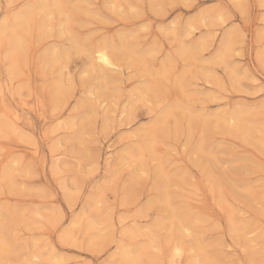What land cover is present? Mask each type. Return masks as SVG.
Instances as JSON below:
<instances>
[{"label":"rangeland","instance_id":"1","mask_svg":"<svg viewBox=\"0 0 264 264\" xmlns=\"http://www.w3.org/2000/svg\"><path fill=\"white\" fill-rule=\"evenodd\" d=\"M62 1L67 22L66 13H45L34 0H0V118L13 124L0 130V240L9 243L0 263L136 264L118 257L122 248L129 257L143 249L137 264H198L201 256L199 264H263L256 255L264 258V65L256 55L264 51V0ZM23 12L28 26H16ZM202 12L203 20L185 30ZM13 30L22 47L11 74ZM228 33L231 67L211 60ZM74 37L89 47L126 44L109 79L90 67L85 51L72 52ZM200 41V49L180 57V43ZM53 47L54 64L47 60ZM168 57L157 98H140ZM177 77L186 87L177 88ZM58 83L67 91L60 107L51 99ZM186 100L192 123L167 116L170 105ZM239 109L254 110L241 126L213 124L216 115ZM135 146L140 171L129 158ZM164 193L193 223L185 236L164 208ZM238 221L256 226L248 237L262 236L252 244L234 237L230 226Z\"/></svg>","mask_w":264,"mask_h":264},{"label":"bare ground","instance_id":"2","mask_svg":"<svg viewBox=\"0 0 264 264\" xmlns=\"http://www.w3.org/2000/svg\"><path fill=\"white\" fill-rule=\"evenodd\" d=\"M151 1H156V0H151ZM34 2L36 3V1L34 0ZM31 3V2H30ZM37 4V8H38V10H40L39 8L41 7L42 9H43V11L45 12V13H48L49 14V12L51 11V10H55L56 12H58V13H66V6L64 5V2L62 1V0H41L40 1V4H38V3H36ZM35 5V4H34ZM38 6H40V7H38ZM23 9V8H22ZM33 9V8H32ZM41 9V10H42ZM36 10V9H35ZM37 10V11H38ZM20 11V10H19ZM36 12V11H35ZM32 13V12H31ZM36 13H39V12H36ZM44 13V14H45ZM21 15L18 17L19 18V21H17V23H16V26H21L22 24H26L25 22H24V20L26 19V17H27V13H25V12H23V13H20ZM40 14V13H39ZM44 14H42V15H44ZM205 14V13H204ZM29 15H30V13H29ZM32 15H33V13H32ZM35 15V14H34ZM33 15V16H34ZM61 15H63V14H61ZM60 14H59V16H61ZM68 15H70L69 13H66L64 16H67V18L65 19L64 17V19L63 20H65L66 22L68 21V19L70 18V17H68ZM46 16V15H45ZM15 17V16H14ZM207 17V16H206ZM17 18V17H16ZM29 17H27V19H28ZM203 18H204V16H203V12H202V15H200L197 19H191V20H188L187 22H186V24H185V30H188L189 28L190 29H192V27H193V25H195V23L197 22V21H202L203 20ZM71 20H73V19H71ZM26 21V20H25ZM64 21V22H65ZM24 22V23H23ZM61 22H62V20H61ZM60 22V24H63V23H61ZM3 24H4V22H2ZM29 23V22H28ZM30 24V23H29ZM2 25V24H1ZM8 25V24H7ZM13 25V24H12ZM27 26H28V24H26ZM6 26V25H5ZM26 26V27H27ZM64 26V25H63ZM13 28V27H12ZM22 28H23V26H22ZM195 28V27H194ZM3 29V28H2ZM5 30V29H4ZM3 30V31H4ZM15 30V29H14ZM12 31L11 33H10V36H9V43H7L8 45L9 44H11L12 46L10 47L11 49L9 50L10 51V54H9V60L11 61V64H10V66H9V73H11V74H13V73H15L16 72V59H17V55L15 54L17 51L16 50H18V49H20L22 46H21V44H22V37L19 35V34H17V33H15V31ZM69 30V29H68ZM1 31V30H0ZM8 31V30H7ZM71 32H73V31H71ZM8 35H9V32H8ZM74 35V33H72V36ZM262 35V34H261ZM264 36V35H263ZM71 37V36H70ZM125 37V36H124ZM8 38V37H7ZM80 38V37H79ZM84 39H86V38H84ZM67 40H69V38L67 39ZM82 40V39H81ZM107 40H109V39H107ZM102 41V40H101ZM112 41V40H111ZM85 42H89V40L87 39ZM120 42V41H119ZM69 43V42H68ZM186 43V42H185ZM183 44V43H180V46H179V48H178V54L180 55V57L182 56V57H186V58H188L190 55H191V53H192V51L193 50H196V49H200L202 46H203V44L201 43V41L200 42H198V43H194V44H192L191 43V45H188V44ZM189 43V42H188ZM53 44V43H52ZM88 43H86V45H87ZM86 45H84V42L83 41H80L79 39H77V38H72V40H71V44H70V47H71V50H73L72 52H75V53H79V52H83V51H85L87 54H88V57H89V60H90V67L93 69V70H96V71H98V73H99V76H100V74L102 75V78H104V79H109L110 78V75H111V72L114 70V68H116V67H118L119 66V61H120V59H122V56L123 55H121L122 54V51L124 50V51H126V44L122 41V43H121V45H120V48H119V50H116V48L110 43V42H107V41H102V42H99V43H97V44H94V45H92V46H90L89 47V45H87V47H86ZM116 45V44H115ZM118 45V44H117ZM117 47V46H116ZM7 48V47H6ZM54 48V47H53ZM229 48H230V34L228 33L225 37H224V41H223V44H222V49L216 54V55H214V57L213 58H211V60L213 61V63H215V61H219V62H221V63H223L226 67H228L229 66V64H230V62L231 61H229V64H228V60H229V58H228V60H227V51H230L229 50ZM55 50H56V47L54 48ZM58 49V48H57ZM67 49H69V48H67ZM155 49V48H154ZM206 49V48H205ZM231 49V48H230ZM50 50V49H49ZM52 51V52H50V54L48 55V58H47V60L49 61V62H52V61H55L56 62V58H55V56H57V51L58 50H56V51ZM62 50V49H61ZM64 50V49H63ZM120 50H122L120 53H118ZM19 51V50H18ZM70 51V50H69ZM145 51V50H144ZM201 51V50H200ZM200 51H198L197 50V53H200ZM15 52V53H14ZM46 52H49V51H46ZM62 52V54H64V55H66V54H68L69 52H67L66 50L65 51H61ZM146 52V51H145ZM152 52V50H147V53H151ZM45 53V52H44ZM124 53V52H123ZM196 52L194 51V56L196 55L195 54ZM61 54V53H60ZM61 54V55H62ZM125 56V55H124ZM197 56V55H196ZM228 56H230V55H228ZM59 57V56H58ZM59 58H61L62 59V57H59ZM59 58H57V60L59 61ZM104 58H106L107 59V61H108V63H105L104 62ZM196 59H198L197 57H195ZM199 58H200V56H199ZM43 59V58H42ZM256 60L257 61H259L262 65H264V51L263 52H261L260 51V53H258L257 55H256ZM170 61H171V59L168 57L166 60H164V62L162 61V63H161V65H160V68H159V70H157L153 75L151 74V80L150 81H148V82H145L144 84H143V88L142 89H139L138 90V93H139V95H140V98H146V97H151V98H157V96H158V92H157V89H159V80H158V76H164L167 72H168V69H169V67H170ZM43 63H45V62H43ZM53 63V62H52ZM121 63V62H120ZM207 63H209V62H207ZM206 63V64H207ZM212 63V64H213ZM217 63V62H216ZM47 64V63H46ZM54 64V63H53ZM211 64V63H210ZM210 64H208V65H210ZM218 64V63H217ZM49 65H51L50 63H49ZM233 66V65H232ZM229 67H231V66H229ZM236 68V67H235ZM235 68H233V69H235ZM206 69V68H205ZM212 70V69H211ZM236 70V69H235ZM233 71V70H232ZM1 73V72H0ZM212 73V72H211ZM210 73V74H211ZM204 74V73H203ZM202 74V75H203ZM205 74H207L206 72H205ZM238 71L236 70V71H233V72H231L230 73V76H231V78H236L237 76H238ZM190 75V74H189ZM113 76V75H112ZM185 76H187V75H185ZM209 77H210V75H208ZM252 76V75H251ZM10 77V76H9ZM206 77V76H205ZM209 77H207V78H209ZM214 77V76H213ZM183 78H185V77H177L176 79H175V84L177 85V88H184V87H186L185 86V84L186 83H184V80H183ZM254 78V77H253ZM61 79V78H60ZM160 79V78H159ZM214 79V78H213ZM230 79V78H229ZM107 81V80H106ZM235 81V80H234ZM255 81V80H254ZM58 82V81H57ZM183 83H184V85H183ZM102 84V83H101ZM53 85V84H52ZM102 86V85H101ZM100 86V87H101ZM183 86V87H182ZM52 87V86H51ZM99 87V88H100ZM103 88V87H102ZM52 90V95H53V98H51L52 99V101L53 102H55V105L57 106H59V104H63V103H65L66 102V95H67V91H66V89L64 88V86L61 84V83H58V84H55L54 86H53V88L51 89ZM50 90V91H51ZM94 90H96V89H94ZM185 90V89H184ZM184 90H183V93L182 94H184V96L186 97V95H187V93L186 92H184ZM92 97V96H91ZM169 99V98H168ZM158 100V99H157ZM188 100V99H187ZM187 100L184 102V103H182L181 102V104H172V105H170L169 107H168V110H167V116H169V115H171V116H173L174 118H176L177 119V114H179V115H182V116H185L186 117V119L188 120V122L189 123H192V121H193V119H194V112L193 111H191L190 110V108H189V105H188V103H187ZM189 102V101H188ZM54 105V106H55ZM60 107V106H59ZM191 107V106H190ZM57 109H58V107H57ZM256 109V108H255ZM185 111H187V114H184V112ZM250 111H254V110H248V109H245V110H243V111H241V109H239L238 111H232V112H230V113H228L229 115L226 117H224L223 115H216L215 117H214V120L212 121L213 122V124L215 125V124H221V123H225V122H233V123H235V124H237V123H239L240 122V120L243 118L242 117V115L244 114V113H250ZM257 111H255V113H256ZM253 114V113H252ZM245 115V114H244ZM223 116V117H222ZM246 116V115H245ZM165 117V116H164ZM246 118V117H245ZM244 118V122H245V119ZM248 119V118H247ZM69 120V119H68ZM67 120H65V122H66ZM160 122H162L161 120H160ZM243 122V121H242ZM244 122H243V124H244ZM256 122V121H255ZM241 123V122H240ZM239 123V124H240ZM248 122H246V124H247ZM253 123V122H252ZM11 123H9L6 119H3V118H0V130H4L5 128H9V127H12V125H10ZM66 124V123H65ZM64 124V125H65ZM73 124V123H72ZM212 124V125H213ZM242 124V123H241ZM241 124H240V126H241ZM244 125V126H247V125ZM237 126V125H236ZM235 126V127H236ZM239 126V125H238ZM257 126V125H256ZM14 127V126H13ZM214 127V126H213ZM248 127V126H247ZM251 127V126H250ZM255 127V126H254ZM260 127V126H259ZM236 128H239V127H236ZM252 128V127H251ZM257 128H258V126H257ZM263 128V127H262ZM9 129H11V128H9ZM13 129V128H12ZM15 129V128H14ZM13 129V130H14ZM260 129V128H259ZM8 130V129H7ZM12 130V131H13ZM243 131V130H242ZM163 132V131H162ZM244 132V131H243ZM242 132V133H243ZM253 133V132H252ZM262 133V132H261ZM82 133L80 132V134L79 135H81ZM250 136V135H249ZM81 137V136H80ZM77 138H78V135H77ZM248 138V137H247ZM252 138V137H251ZM80 139V138H79ZM247 140V139H246ZM252 140V139H251ZM258 140H259V138H258ZM262 140V139H261ZM260 142H262V141H260ZM149 144V143H148ZM203 144H204V138L203 137H201L200 138V140H199V142H198V145H197V149H199V150H204L203 149ZM153 147V146H152ZM206 151V150H205ZM123 154H124V152H123ZM140 146H135V148L134 149H132L131 150V152L129 153V158H133V159H136V166H138V168H137V170L138 171H140V170H142V165H141V163H140ZM122 156H124V155H122ZM110 157V156H109ZM128 157V156H127ZM15 161V160H14ZM16 161H17V159H16ZM15 161V162H16ZM15 162H13V163H15ZM18 162V161H17ZM12 167V166H11ZM212 168V167H211ZM5 169V168H4ZM3 169V170H4ZM11 170V169H10ZM3 173H5L6 174V177H7V175L9 174V169H7V170H5V171H3ZM161 174V173H160ZM210 175V174H209ZM0 177H2L1 175H0ZM3 177H4V175H3ZM2 177V178H3ZM11 177V176H10ZM4 179V178H3ZM3 179H2V181H3ZM214 179V178H213ZM1 181V180H0ZM8 181H11V179L10 180H8ZM7 181V182H8ZM213 184H214V180H212L211 181ZM245 188V187H244ZM164 191V190H163ZM220 192V191H219ZM163 193V192H162ZM68 197L67 198H69V197H71V195H67ZM160 196H163V198H162V203H163V205L165 206L164 208L170 213V215H171V217L174 219V220H177V225H176V229L178 230V232L180 233V235H183V236H185L184 234H185V232L186 231H188V230H190L191 229V226H192V222L189 220V219H187L186 218V215H185V213H179V212H177L174 208H173V206H172V204L170 203V200H169V196H167V194L166 193H164L163 195L161 194ZM161 198H160V201L159 202H161ZM70 200H71V198H70ZM93 201V200H92ZM157 203V202H156ZM160 204V203H159ZM4 205V204H3ZM6 205V204H5ZM162 205V204H161ZM147 206L148 207H150L151 206V203H148L147 204ZM1 211V213H6V212H2L3 210L2 209H0ZM10 214V213H9ZM8 214V215H9ZM7 215V214H6ZM2 216H4V215H2ZM10 216V215H9ZM8 216V217H9ZM232 218V217H231ZM1 221V220H0ZM159 221V220H158ZM8 222V221H7ZM3 224V223H2ZM1 224V225H2ZM5 224H6V222H5ZM159 224V223H158ZM195 225V224H194ZM193 227V226H192ZM256 230V226L254 225V224H252V223H250V222H247V221H242V222H232L231 223V226H230V233L235 237V236H242V237H244L245 238V241H247L248 243H251L255 238H260L261 236H262V234L263 233H260L259 235H257V236H255L254 238H251V237H248V235H250V234H252L254 231ZM9 231V230H8ZM12 231V230H11ZM13 231H16V230H14L13 229ZM1 232V231H0ZM9 233V232H8ZM134 232H131V231H127V234L129 235V234H133ZM0 235H2V234H0ZM68 234L66 233V235H64V237L65 236H67ZM93 235V234H92ZM62 236V235H61ZM2 237H4L3 235H2ZM263 237H264V234H263ZM5 238V237H4ZM4 238H3V240H4ZM237 238V237H236ZM3 240H0V253L1 252H8V244H7V242H5V241H3ZM235 240V239H234ZM242 241V240H241ZM261 241V240H260ZM21 242V241H20ZM194 242H196V240L194 241ZM199 242V241H198ZM197 242V243H198ZM252 244V243H251ZM200 245V244H199ZM199 245H196L195 243L193 244V246L194 247H196L197 248V250H199V251H201L202 250V247H200ZM38 250V249H37ZM33 251V250H32ZM179 250H178V246H175L174 247V254H177V252H178ZM4 253V254H5ZM135 253V252H134ZM141 253H143V249H140L139 250V252L137 251V255H136V257H134V256H130L129 257V254H128V252H126L124 249H122V248H120L119 249V253H118V257H120L121 258V260H123V261H125V260H129V258H130V263L131 262H134V263H136L137 264V261H138V259L140 258V256H141ZM30 254H31V252H30ZM263 254V253H262ZM1 255V254H0ZM144 255V254H143ZM142 255V256H143ZM3 256V255H2ZM201 256V255H200ZM32 257H38V252L37 251H35V253L34 254H32ZM258 257V258H257ZM204 258L205 257H203V256H201L199 259H197V263L199 264V263H201L202 262V260H204ZM256 260L258 261V263H263L264 264V258H263V255L260 257V255H256ZM27 259H29V258H27ZM118 259V258H117ZM141 259V258H140ZM26 263H27V261H26ZM37 263V262H36ZM1 264V263H0ZM27 264H34V263H27ZM132 264V263H131ZM149 264H153L150 260H149Z\"/></svg>","mask_w":264,"mask_h":264},{"label":"snow or ice","instance_id":"3","mask_svg":"<svg viewBox=\"0 0 264 264\" xmlns=\"http://www.w3.org/2000/svg\"><path fill=\"white\" fill-rule=\"evenodd\" d=\"M261 6L264 7V4H262ZM14 7H15V6L12 5V4H9V5H8V8H9V9H12V8H14ZM237 54H238V53H237ZM104 62H105V63H108V61H107L106 58H104ZM262 91H264V87H262ZM177 255H179V252H177Z\"/></svg>","mask_w":264,"mask_h":264}]
</instances>
